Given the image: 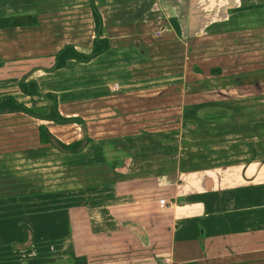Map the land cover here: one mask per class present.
I'll return each instance as SVG.
<instances>
[{
	"label": "crops",
	"instance_id": "obj_1",
	"mask_svg": "<svg viewBox=\"0 0 264 264\" xmlns=\"http://www.w3.org/2000/svg\"><path fill=\"white\" fill-rule=\"evenodd\" d=\"M20 1L9 13L35 11L39 24L0 29V97L45 105L18 86L37 68L29 77L91 141L63 153L39 142L38 125L68 143L79 124L0 114L6 168L51 171L50 186L20 191L15 211L0 202V215L54 197L52 214L67 220L61 264H264V22L235 29L211 0H95L109 48L45 71L64 44L91 49L88 0Z\"/></svg>",
	"mask_w": 264,
	"mask_h": 264
},
{
	"label": "rangeland",
	"instance_id": "obj_2",
	"mask_svg": "<svg viewBox=\"0 0 264 264\" xmlns=\"http://www.w3.org/2000/svg\"><path fill=\"white\" fill-rule=\"evenodd\" d=\"M49 1L51 2V0H44L45 3H48ZM32 2L34 1L27 0L26 5L31 4ZM235 2L240 3L239 0H211L207 9L211 10V12L215 11L216 19L228 17L231 22L237 21L238 23L231 24L235 29H238V25H240L239 18H242L243 22H247L248 26L253 28L258 27L260 22H264V7L228 14L225 11L226 7L235 4ZM241 2L257 4L264 2V0H242ZM22 4L25 3L20 0H0V13H9L19 9H25ZM45 7H47V5ZM9 32H11V34H16L22 31L17 29L16 31ZM2 92L3 90L0 88V93ZM237 93L238 91H234L233 96ZM236 107H238V105L233 104V109ZM124 153L125 152L121 153L122 156L127 157ZM10 159L0 155L1 172L7 175L10 174L9 178L11 180V182H3L4 180L0 181V197L9 196L0 202H3L5 205L7 204L10 206L7 207L8 209L11 208L15 211L18 205H16L14 196L19 194L20 191L33 192L35 190L39 191L41 188L44 191V186L46 188L50 185H44L43 176L44 174H51V171L50 169L42 170L45 161L43 162V165H38L39 168L30 166L26 172H23L26 168L18 167L9 170L6 166L7 164L13 163V159ZM25 175H27V178H25L23 183L20 182V176ZM11 196L13 199L10 200ZM27 202H33L32 205H27L28 209H32L33 211H28L27 214L22 212L21 214H16L12 211V214L9 216L0 215V264H61L60 258H63V261H67L68 256L64 253L66 252V247L61 246V244H64L62 243L63 239H66L68 236L66 228L67 220L63 217L59 218L57 214L55 217L51 212L53 211L51 207L58 205V201L54 197L52 198V196L47 195L44 199L29 198L27 199ZM20 222H26L32 228V242H22L24 239V233L19 226ZM26 246L29 247L25 248Z\"/></svg>",
	"mask_w": 264,
	"mask_h": 264
},
{
	"label": "trees",
	"instance_id": "obj_3",
	"mask_svg": "<svg viewBox=\"0 0 264 264\" xmlns=\"http://www.w3.org/2000/svg\"><path fill=\"white\" fill-rule=\"evenodd\" d=\"M89 7L91 10V15L94 23V38L92 40V47L88 52L79 51L75 48L73 44H64L57 52L52 54L53 61L48 67H41L45 71H53L65 66L70 60H75L79 62H87L92 58L100 55L109 48V41L106 36H104L103 20L101 13L98 9L95 0H88ZM264 7V2L257 4H244L238 5L236 7L230 8L229 12H242L248 9ZM39 24L37 18V13L35 11H25L19 13H9L0 15V29L12 28V27H25V26H36ZM37 68H32L29 72L24 74L18 81L19 89L22 93L29 96H42L46 100L45 105H31L28 106L20 101H18L13 95H3L0 97V114L7 113H24L29 116L52 121L55 123H77L81 126L83 130V135L80 139L64 142L57 138L47 127L45 123L38 125V139L41 144H50L55 149L63 153H78L82 151L85 146L91 141L86 134L85 122L79 117H66L63 116L57 107L56 95L52 92L42 93L39 89L38 83L34 78H30L29 75ZM212 74L220 73L219 68L211 69ZM193 126V124H191ZM107 164L112 167H118L124 165V162L120 161H109ZM21 230L24 233L25 241H33V231L32 228L26 222H20L19 224ZM21 242V243H22ZM16 247V246H15ZM26 246L25 248H28Z\"/></svg>",
	"mask_w": 264,
	"mask_h": 264
}]
</instances>
